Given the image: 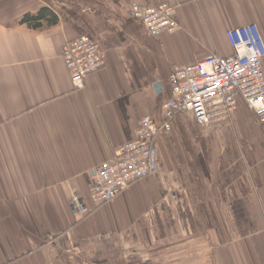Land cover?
<instances>
[{
	"label": "crops",
	"instance_id": "obj_1",
	"mask_svg": "<svg viewBox=\"0 0 264 264\" xmlns=\"http://www.w3.org/2000/svg\"><path fill=\"white\" fill-rule=\"evenodd\" d=\"M136 2L175 4L179 29L151 36ZM253 23L264 42V0H0V264H264V122L241 98L212 128L178 112L152 174L89 197L91 171L163 119L174 65L231 54L227 31ZM78 36L105 55L82 89L61 57Z\"/></svg>",
	"mask_w": 264,
	"mask_h": 264
},
{
	"label": "built area",
	"instance_id": "obj_2",
	"mask_svg": "<svg viewBox=\"0 0 264 264\" xmlns=\"http://www.w3.org/2000/svg\"><path fill=\"white\" fill-rule=\"evenodd\" d=\"M176 7L169 2H136L130 14L151 36H157L179 29ZM226 38L231 54L213 53L196 63L174 65L168 78L172 96L161 106L163 119L156 122L151 117H143L134 139L116 146L111 159L91 171L89 197L94 204L108 202L132 182L154 172L153 138L170 130L171 119L178 112L189 111L198 125L212 128L229 117L241 98L258 120L264 122L262 36L253 23L228 30ZM61 57L75 89H82L85 79L105 64L104 52L87 36L66 40ZM209 86L214 90L208 92ZM80 204L79 197H72L74 208Z\"/></svg>",
	"mask_w": 264,
	"mask_h": 264
},
{
	"label": "trees",
	"instance_id": "obj_3",
	"mask_svg": "<svg viewBox=\"0 0 264 264\" xmlns=\"http://www.w3.org/2000/svg\"><path fill=\"white\" fill-rule=\"evenodd\" d=\"M43 13L40 12L38 14H35V15H31V14H27L25 15V17L23 16L22 18V22H28L30 25H32L33 27H38L39 28V20H41L43 18Z\"/></svg>",
	"mask_w": 264,
	"mask_h": 264
},
{
	"label": "bare ground",
	"instance_id": "obj_4",
	"mask_svg": "<svg viewBox=\"0 0 264 264\" xmlns=\"http://www.w3.org/2000/svg\"><path fill=\"white\" fill-rule=\"evenodd\" d=\"M212 90H214V88H213L212 86H209V87L207 88V91H208V92H210V91H212Z\"/></svg>",
	"mask_w": 264,
	"mask_h": 264
}]
</instances>
